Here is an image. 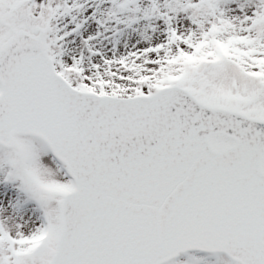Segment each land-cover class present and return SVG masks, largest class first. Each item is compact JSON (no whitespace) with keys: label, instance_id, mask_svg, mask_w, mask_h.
<instances>
[{"label":"snow or ice","instance_id":"6c2138e0","mask_svg":"<svg viewBox=\"0 0 264 264\" xmlns=\"http://www.w3.org/2000/svg\"><path fill=\"white\" fill-rule=\"evenodd\" d=\"M128 2L0 0V264H264V0Z\"/></svg>","mask_w":264,"mask_h":264},{"label":"rangeland","instance_id":"374dc122","mask_svg":"<svg viewBox=\"0 0 264 264\" xmlns=\"http://www.w3.org/2000/svg\"><path fill=\"white\" fill-rule=\"evenodd\" d=\"M71 4L73 0H68ZM77 3L82 4L83 10L81 12H74L73 15L77 17V22H80L83 17L88 16L89 23L79 29L78 31H72L75 28V23L71 22V17H63L58 19L56 26L60 28V35L64 32H70V35L66 36L64 39L65 47H71L75 51H79L83 47L82 41L87 37V35H95L97 31L103 33L104 35H109V33L104 32L103 28H98L96 25V19H106V14L109 11L110 0H76ZM147 0H129L128 6L124 8L115 9L116 13L120 15V25L121 32L123 33L119 36V43L116 45L118 49H123L127 51L131 48L133 39H139L138 31L142 30L144 27L143 22L138 25H133V21L138 19L137 7L138 3H146ZM163 3V0H160ZM131 5V8H129ZM153 23H156L153 21ZM115 24V21H108V27ZM131 28V29H129ZM95 48H101L102 50L107 47L111 48L115 41L103 40L100 37L96 41L90 42Z\"/></svg>","mask_w":264,"mask_h":264}]
</instances>
